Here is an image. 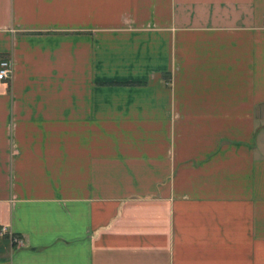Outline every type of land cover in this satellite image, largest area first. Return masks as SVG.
Returning a JSON list of instances; mask_svg holds the SVG:
<instances>
[{
    "label": "crops",
    "instance_id": "0c3cea01",
    "mask_svg": "<svg viewBox=\"0 0 264 264\" xmlns=\"http://www.w3.org/2000/svg\"><path fill=\"white\" fill-rule=\"evenodd\" d=\"M0 58V264H264V0H0Z\"/></svg>",
    "mask_w": 264,
    "mask_h": 264
},
{
    "label": "built area",
    "instance_id": "2783aa9c",
    "mask_svg": "<svg viewBox=\"0 0 264 264\" xmlns=\"http://www.w3.org/2000/svg\"><path fill=\"white\" fill-rule=\"evenodd\" d=\"M10 66L11 65H10V62L8 59L0 58V79L1 80H6L10 77V74H11V67ZM4 233H5L4 228H1L0 229V235L4 234ZM8 238L12 243H15V244L20 242V238L16 235L9 234Z\"/></svg>",
    "mask_w": 264,
    "mask_h": 264
}]
</instances>
